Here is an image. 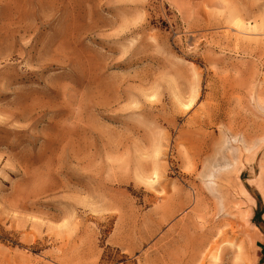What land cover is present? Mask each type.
Masks as SVG:
<instances>
[{
	"label": "rangeland",
	"instance_id": "obj_1",
	"mask_svg": "<svg viewBox=\"0 0 264 264\" xmlns=\"http://www.w3.org/2000/svg\"><path fill=\"white\" fill-rule=\"evenodd\" d=\"M260 222L264 0H0V264H253Z\"/></svg>",
	"mask_w": 264,
	"mask_h": 264
},
{
	"label": "crops",
	"instance_id": "obj_2",
	"mask_svg": "<svg viewBox=\"0 0 264 264\" xmlns=\"http://www.w3.org/2000/svg\"><path fill=\"white\" fill-rule=\"evenodd\" d=\"M258 225V235L256 236V243L254 248L253 264H264V222Z\"/></svg>",
	"mask_w": 264,
	"mask_h": 264
},
{
	"label": "bare ground",
	"instance_id": "obj_3",
	"mask_svg": "<svg viewBox=\"0 0 264 264\" xmlns=\"http://www.w3.org/2000/svg\"><path fill=\"white\" fill-rule=\"evenodd\" d=\"M190 230H191V229H190ZM179 242H180V241H179ZM181 244H182V243H181ZM193 247H194V246H193ZM180 248H181V247H180ZM180 248H179V249H180ZM184 248H185V247H184ZM183 250H184V249H183ZM216 259H217V258H216ZM216 261H218V260H216Z\"/></svg>",
	"mask_w": 264,
	"mask_h": 264
}]
</instances>
